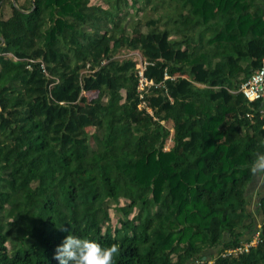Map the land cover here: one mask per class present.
I'll use <instances>...</instances> for the list:
<instances>
[{"label": "trees", "instance_id": "16d2710c", "mask_svg": "<svg viewBox=\"0 0 264 264\" xmlns=\"http://www.w3.org/2000/svg\"><path fill=\"white\" fill-rule=\"evenodd\" d=\"M91 1L0 0V264H59L68 234L116 264H264L245 195L264 105L239 92L264 0Z\"/></svg>", "mask_w": 264, "mask_h": 264}, {"label": "clouds", "instance_id": "9594fccd", "mask_svg": "<svg viewBox=\"0 0 264 264\" xmlns=\"http://www.w3.org/2000/svg\"><path fill=\"white\" fill-rule=\"evenodd\" d=\"M252 168L255 173L264 174V153L256 155ZM119 254L117 243L102 246L95 240L68 234L56 247L53 259L59 264H116Z\"/></svg>", "mask_w": 264, "mask_h": 264}, {"label": "built area", "instance_id": "2783aa9c", "mask_svg": "<svg viewBox=\"0 0 264 264\" xmlns=\"http://www.w3.org/2000/svg\"><path fill=\"white\" fill-rule=\"evenodd\" d=\"M8 56L14 61L17 60L10 54ZM143 69L144 62L140 61L139 64H137L138 76L140 78L139 90L148 85L143 76ZM239 92L247 101L253 102L259 100L262 101V105H264V60L262 62V66L255 70V72L240 86ZM259 119L263 120L264 125V106L259 110ZM259 238V233L256 231L249 241L244 242L236 248L227 250L223 256L245 253L259 242Z\"/></svg>", "mask_w": 264, "mask_h": 264}, {"label": "crops", "instance_id": "0c3cea01", "mask_svg": "<svg viewBox=\"0 0 264 264\" xmlns=\"http://www.w3.org/2000/svg\"><path fill=\"white\" fill-rule=\"evenodd\" d=\"M245 195L249 202L248 210L252 213V217L248 220L247 224L252 222L254 227L260 225L262 216L260 211L257 210L256 204L264 196V174L255 173L254 179L247 186Z\"/></svg>", "mask_w": 264, "mask_h": 264}, {"label": "rangeland", "instance_id": "374dc122", "mask_svg": "<svg viewBox=\"0 0 264 264\" xmlns=\"http://www.w3.org/2000/svg\"><path fill=\"white\" fill-rule=\"evenodd\" d=\"M92 3L93 2H98V3H100L101 5H103L104 3L102 2V0H92L91 1ZM8 6V5H7ZM7 9H8V7H7ZM9 11V10H8ZM150 11L148 10V9H144V10H142L141 11V17H142V19L144 20V21H147V20H149L148 18H150ZM8 15V14H7ZM126 25H127V27H128V29L131 31V32H135L136 31V29L132 26L133 24H131V22L129 23H126ZM119 58H125V57H133V59L136 61V63L137 64H139V62L140 61H142V57H141V55H140V53L139 52H137V51H126V50H124L123 52H121L120 53V55L118 56ZM88 95V97H91V96H95L93 93H89V94H87ZM166 127L167 128H169L170 129V131H171V127H172V125H171V123L169 122V123H167L166 124ZM171 141H170V138L167 140V142L165 143V149H169L170 147H171ZM125 201L124 200H121V204L122 203H124ZM110 218H111V224H116V216L114 215V212H113V210L111 209L110 210ZM260 225H257L256 226V228H258ZM210 263H211V261H210Z\"/></svg>", "mask_w": 264, "mask_h": 264}, {"label": "water", "instance_id": "95a60500", "mask_svg": "<svg viewBox=\"0 0 264 264\" xmlns=\"http://www.w3.org/2000/svg\"><path fill=\"white\" fill-rule=\"evenodd\" d=\"M13 3H14V0H13Z\"/></svg>", "mask_w": 264, "mask_h": 264}]
</instances>
